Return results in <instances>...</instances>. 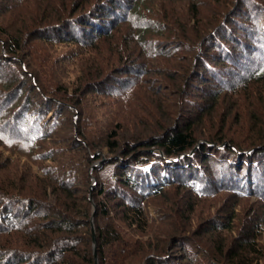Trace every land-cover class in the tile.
I'll return each mask as SVG.
<instances>
[{"label": "trees", "instance_id": "16d2710c", "mask_svg": "<svg viewBox=\"0 0 264 264\" xmlns=\"http://www.w3.org/2000/svg\"><path fill=\"white\" fill-rule=\"evenodd\" d=\"M91 224L98 264H264V0H0V264H95Z\"/></svg>", "mask_w": 264, "mask_h": 264}, {"label": "rangeland", "instance_id": "374dc122", "mask_svg": "<svg viewBox=\"0 0 264 264\" xmlns=\"http://www.w3.org/2000/svg\"><path fill=\"white\" fill-rule=\"evenodd\" d=\"M167 7H173L172 5H170L169 3H166L165 4ZM176 6H177V8L178 9H180V10H182V12L181 13H186L185 12V10H184V6H183V4H176ZM159 8V7H158ZM174 8V7H173ZM160 10V9H159ZM176 11V10H175ZM183 18H186V16H183ZM191 23V22H190ZM173 27V26H172ZM175 27H177L176 25H175ZM118 36H120V38H121V35H118ZM188 56H190V55H188V52H183V51H180V53H176V55H175V57H172V58H166V57H158V58H153L152 60H151V63H150V65H152L154 68H156V69H159V70H162V71H169V72H171V74L174 76V74H173V72H175L176 70H178V69H180V65L179 64H182V65H187L186 63H185V60L188 58ZM103 60V59H102ZM103 62H104V60H103ZM151 67V66H150ZM152 67V68H153ZM164 73V76L166 77V79H164L165 81H164V84H167V82H168V84H170V83H172V81H171V79H172V76H168V74L167 73H165V72H163ZM147 79V81H145L144 82V85L146 86V85H151V88L152 89H150V88H147V87H145L144 86V88H147V90H148V92L146 91V94L144 93V92H142V95L143 96H145V98L148 100V101H151L149 98H148V96H168V93H169V100H172V98L170 97V96H174L173 94L175 93V87L173 88V87H170L169 88V91L167 90V88H166V86H161L160 85V82H159V78L160 79H163L161 76H155V75H146L145 76ZM144 77V78H145ZM230 79H233V77L232 78H230ZM206 80H208V79H206ZM167 81V82H166ZM200 81H196L195 83H199ZM207 82H209V80L208 81H206V83ZM151 83V84H150ZM194 84V83H193ZM211 84V83H210ZM203 86V85H202ZM214 86H217L218 87V84H214ZM164 87L166 88L165 89V91H164ZM214 88V87H213ZM144 93V94H143ZM148 93V94H147ZM157 93H158V95H157ZM262 96V95H261ZM167 97H165V99H166ZM173 101V100H172ZM151 104L155 107V103L152 101L151 102ZM157 110V109H156ZM219 112H221V110H219ZM158 113H159V111H158ZM236 119H238V118H236ZM233 120H235V119H233ZM239 120V119H238ZM128 120H125L124 122H126V123H124L123 125L125 126L124 127V129H123V131L120 133V135L123 137V138H133L134 137V135H135V133L137 132V130H138V127H134V125H131L132 123H131V121H129V122H127ZM240 122V125L238 124ZM242 127H245V126H243V122L240 120V121H236L235 122V125L233 124V125H231V129H236V130H239L240 131V129L242 128ZM144 128V127H143ZM246 132V131H245ZM247 134V133H246ZM59 136H61V134H59ZM68 137V136H67ZM70 137H71V135H70ZM65 138V137H64ZM69 138V137H68ZM69 141H71L72 142V139L71 138H69ZM4 154L5 155H8L9 157H13V155H10L9 154V152H4ZM102 155H106V151H105V149H102ZM22 161H24V159H22ZM97 163V162H96ZM95 163V164H96ZM94 164V165H95ZM93 182H94V180H92ZM221 198V202H222V197H220ZM226 200V199H225ZM212 202H214V200H212V201H206V202H204V204L202 203H200L199 205L200 206H208V204L209 203H212ZM198 205V206H199ZM246 206H249V207H252L253 208V210H256V208H257V203L253 200V199H249V200H240V201H238V205H237V207H236V209L238 210V211H242V208H245ZM152 209V208H151ZM210 212H214L213 214H210V215H215L216 213H217V208H214L213 210H210ZM209 215V216H210ZM158 226V225H157ZM154 230V229H153ZM153 230L151 229V230H149V231H151L152 233H153ZM157 231L159 232V227H157ZM148 232V231H147ZM143 237L146 239L147 237H150V234H147V235H145V233L143 234ZM260 241H261V243L262 244H264V232H263V234H262V237H261V239H260Z\"/></svg>", "mask_w": 264, "mask_h": 264}, {"label": "water", "instance_id": "95a60500", "mask_svg": "<svg viewBox=\"0 0 264 264\" xmlns=\"http://www.w3.org/2000/svg\"><path fill=\"white\" fill-rule=\"evenodd\" d=\"M98 163L99 162H97L95 165H97ZM93 167H94V165H93ZM93 209H94V206H93ZM92 220H93V215L91 216V221ZM91 233H92V246H93V255H94V259H95V264H98L97 263V256H96V240H95V235H94L95 233H94L93 224H91Z\"/></svg>", "mask_w": 264, "mask_h": 264}]
</instances>
